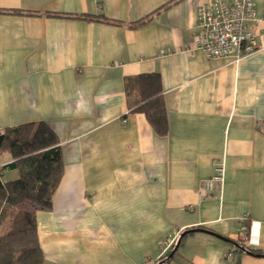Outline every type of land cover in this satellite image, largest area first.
Listing matches in <instances>:
<instances>
[{"label": "crops", "instance_id": "crops-1", "mask_svg": "<svg viewBox=\"0 0 264 264\" xmlns=\"http://www.w3.org/2000/svg\"><path fill=\"white\" fill-rule=\"evenodd\" d=\"M211 1L0 0V132L44 122L63 161L35 212L42 264H264V29L242 60L207 59L195 12ZM145 74L160 77L164 137L129 108L125 81ZM189 229L163 263L162 242Z\"/></svg>", "mask_w": 264, "mask_h": 264}, {"label": "trees", "instance_id": "trees-1", "mask_svg": "<svg viewBox=\"0 0 264 264\" xmlns=\"http://www.w3.org/2000/svg\"><path fill=\"white\" fill-rule=\"evenodd\" d=\"M165 7L167 5L154 13ZM84 18L94 19L93 16ZM125 92L131 100L129 108L144 114L157 136H166L167 118L159 75L127 79ZM2 154H8L11 162L0 168V227L9 215L10 222L7 230L0 232V264H42L35 212L51 207L52 196L62 177L63 161L56 135L44 122L6 128L0 132V156ZM5 171H15L16 177L6 178ZM195 231L198 229L184 231L183 236L181 233L162 262H168L176 252L170 256L174 248ZM236 248L247 252L243 244L236 243Z\"/></svg>", "mask_w": 264, "mask_h": 264}, {"label": "built area", "instance_id": "built-area-1", "mask_svg": "<svg viewBox=\"0 0 264 264\" xmlns=\"http://www.w3.org/2000/svg\"><path fill=\"white\" fill-rule=\"evenodd\" d=\"M258 25L264 29V17L256 15L250 0H214L196 9L193 46L207 59L233 57L238 62L261 47L254 31ZM224 177L225 161H214L213 173L203 182L197 192L198 197L219 188ZM246 220L247 216L243 217V221ZM246 231L247 225L242 224L236 241L238 245L246 242ZM174 243L175 238L165 239L161 244L162 254L166 255Z\"/></svg>", "mask_w": 264, "mask_h": 264}, {"label": "rangeland", "instance_id": "rangeland-1", "mask_svg": "<svg viewBox=\"0 0 264 264\" xmlns=\"http://www.w3.org/2000/svg\"><path fill=\"white\" fill-rule=\"evenodd\" d=\"M6 178H9L8 176ZM9 222H10V215L7 216V219L5 220L4 224L0 227V232H4L7 230L8 226H9Z\"/></svg>", "mask_w": 264, "mask_h": 264}, {"label": "water", "instance_id": "water-1", "mask_svg": "<svg viewBox=\"0 0 264 264\" xmlns=\"http://www.w3.org/2000/svg\"><path fill=\"white\" fill-rule=\"evenodd\" d=\"M185 233H183L181 236H183ZM178 245L174 248V250L171 252L170 256H172L174 254V252L176 251Z\"/></svg>", "mask_w": 264, "mask_h": 264}]
</instances>
